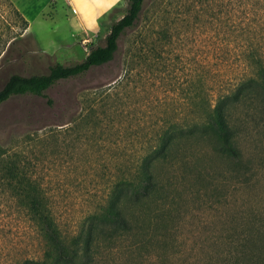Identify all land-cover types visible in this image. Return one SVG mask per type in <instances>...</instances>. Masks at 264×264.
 I'll use <instances>...</instances> for the list:
<instances>
[{"label": "rangeland", "instance_id": "1", "mask_svg": "<svg viewBox=\"0 0 264 264\" xmlns=\"http://www.w3.org/2000/svg\"><path fill=\"white\" fill-rule=\"evenodd\" d=\"M127 1L98 19L77 18L58 4L28 28L13 4L0 0V89L12 74L83 61L104 44ZM252 1L145 0L110 62L57 82L45 96L17 95L0 105V264L42 254L34 222L7 185L8 169L38 183L60 228L74 232L112 184L134 172L158 131L196 119V102L244 75L239 53L249 41ZM240 146L245 158L255 150L246 136ZM196 149L211 175L181 188L172 264L205 263L264 212V164L253 177L233 176L223 161L209 162L206 143Z\"/></svg>", "mask_w": 264, "mask_h": 264}, {"label": "trees", "instance_id": "2", "mask_svg": "<svg viewBox=\"0 0 264 264\" xmlns=\"http://www.w3.org/2000/svg\"><path fill=\"white\" fill-rule=\"evenodd\" d=\"M144 2L128 0L126 12L110 27L104 44L90 49L83 61L54 63L45 74L10 75L0 89V105L17 95L45 96L57 82L110 62L119 39L137 23ZM251 4L249 41L239 53L244 75L224 84L212 100L202 97L196 102L200 108L196 119L158 131L156 142L134 172L114 182L74 232L60 228L38 183L19 179L15 170L8 169L7 185L34 222L42 247L40 257L18 264H172L178 249L175 234L181 216V188L190 180L205 182L211 175L202 166L205 155L196 149L198 143L209 147V162L213 158L223 161L231 175L250 172L253 177L257 173L264 164V33H259L264 32V0ZM243 136L255 145L247 158L240 146ZM222 242L224 251H216L202 264H264V212L254 214L242 230ZM184 264L197 263L185 260Z\"/></svg>", "mask_w": 264, "mask_h": 264}, {"label": "crops", "instance_id": "3", "mask_svg": "<svg viewBox=\"0 0 264 264\" xmlns=\"http://www.w3.org/2000/svg\"><path fill=\"white\" fill-rule=\"evenodd\" d=\"M19 15L28 22V28L35 20L49 10L63 4L77 18H104L115 12L125 0H9Z\"/></svg>", "mask_w": 264, "mask_h": 264}, {"label": "built area", "instance_id": "4", "mask_svg": "<svg viewBox=\"0 0 264 264\" xmlns=\"http://www.w3.org/2000/svg\"><path fill=\"white\" fill-rule=\"evenodd\" d=\"M87 42H88V40H85V39L82 40L83 44H86Z\"/></svg>", "mask_w": 264, "mask_h": 264}]
</instances>
